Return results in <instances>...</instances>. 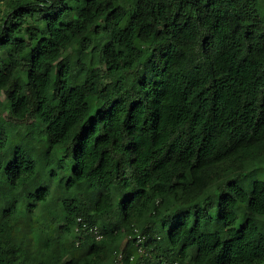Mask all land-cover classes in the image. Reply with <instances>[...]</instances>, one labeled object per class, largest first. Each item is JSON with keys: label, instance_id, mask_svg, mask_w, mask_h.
<instances>
[{"label": "trees", "instance_id": "trees-1", "mask_svg": "<svg viewBox=\"0 0 264 264\" xmlns=\"http://www.w3.org/2000/svg\"><path fill=\"white\" fill-rule=\"evenodd\" d=\"M0 50V264H264V0H0Z\"/></svg>", "mask_w": 264, "mask_h": 264}, {"label": "rangeland", "instance_id": "rangeland-1", "mask_svg": "<svg viewBox=\"0 0 264 264\" xmlns=\"http://www.w3.org/2000/svg\"><path fill=\"white\" fill-rule=\"evenodd\" d=\"M0 58H1L3 61L7 60V58H6L5 54H4V52L1 51V50H0ZM100 71L102 72V74H105L103 67H100ZM0 100H1V101H6V97H5L4 93H2V92H0ZM5 115H6V114H5ZM6 116H7V115H6ZM28 123H29V122L26 121V122H23V124H21V125H23V126H28V125H29ZM19 126H20V125H19ZM22 128H23V127H22ZM27 139H28L31 143H35V138H34V136H33L31 133H28V134H27ZM200 195H201V194H200ZM7 229H8L9 231H11V230H12L11 225H7ZM88 240H89V237L87 236V241H88ZM30 262H32V263L35 262V258H34V257H31Z\"/></svg>", "mask_w": 264, "mask_h": 264}, {"label": "built area", "instance_id": "built-area-1", "mask_svg": "<svg viewBox=\"0 0 264 264\" xmlns=\"http://www.w3.org/2000/svg\"><path fill=\"white\" fill-rule=\"evenodd\" d=\"M92 230H93V232L96 234V238H99V237H100V234L97 233V230H96V229H92ZM138 237H139V236H138ZM138 240H140V238H139ZM114 264H124V261H123V259H122V254H121V253H118V254H117V257H116V259H115Z\"/></svg>", "mask_w": 264, "mask_h": 264}]
</instances>
